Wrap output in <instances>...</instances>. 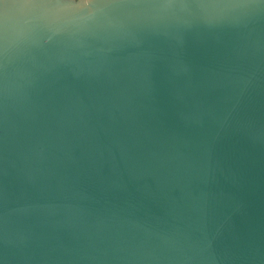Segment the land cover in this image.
Instances as JSON below:
<instances>
[{"label":"water","instance_id":"water-1","mask_svg":"<svg viewBox=\"0 0 264 264\" xmlns=\"http://www.w3.org/2000/svg\"><path fill=\"white\" fill-rule=\"evenodd\" d=\"M252 3L238 23L175 37L133 28L110 52L0 50V264H168L208 236L219 264H264Z\"/></svg>","mask_w":264,"mask_h":264},{"label":"clouds","instance_id":"clouds-1","mask_svg":"<svg viewBox=\"0 0 264 264\" xmlns=\"http://www.w3.org/2000/svg\"><path fill=\"white\" fill-rule=\"evenodd\" d=\"M264 5V2H261ZM0 19V50L7 62L15 45L36 57L54 58L67 52L77 54L110 44L136 27L163 30L171 36L194 25L213 27L238 23L257 7L252 0H189L187 3H87L52 2L3 4ZM87 9V11H83ZM80 10V11H76ZM63 49H58V44ZM214 237L196 245L179 246L168 264H219L213 252Z\"/></svg>","mask_w":264,"mask_h":264},{"label":"snow or ice","instance_id":"snow-or-ice-1","mask_svg":"<svg viewBox=\"0 0 264 264\" xmlns=\"http://www.w3.org/2000/svg\"><path fill=\"white\" fill-rule=\"evenodd\" d=\"M8 0H0V6L4 3H7ZM16 4L27 3V4H37V3H45V2H52V0H13ZM59 2H67V0H59ZM107 0H91V5H99L102 3H106ZM113 2H117V0H113ZM158 3H187L189 0H156ZM264 2V0H261ZM91 5H88L91 7Z\"/></svg>","mask_w":264,"mask_h":264}]
</instances>
